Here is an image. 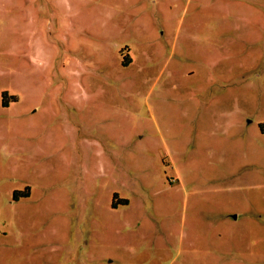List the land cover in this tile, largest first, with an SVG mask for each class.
<instances>
[{"label":"rangeland","instance_id":"1","mask_svg":"<svg viewBox=\"0 0 264 264\" xmlns=\"http://www.w3.org/2000/svg\"><path fill=\"white\" fill-rule=\"evenodd\" d=\"M0 264H264V0H0Z\"/></svg>","mask_w":264,"mask_h":264},{"label":"trees","instance_id":"2","mask_svg":"<svg viewBox=\"0 0 264 264\" xmlns=\"http://www.w3.org/2000/svg\"><path fill=\"white\" fill-rule=\"evenodd\" d=\"M15 197H16V195H15ZM18 197V196H17Z\"/></svg>","mask_w":264,"mask_h":264}]
</instances>
